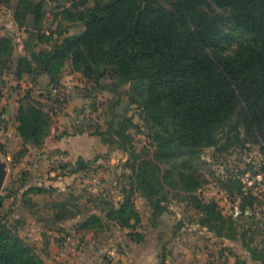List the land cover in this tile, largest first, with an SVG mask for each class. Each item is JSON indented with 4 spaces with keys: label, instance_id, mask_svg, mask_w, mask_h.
I'll list each match as a JSON object with an SVG mask.
<instances>
[{
    "label": "trees",
    "instance_id": "16d2710c",
    "mask_svg": "<svg viewBox=\"0 0 264 264\" xmlns=\"http://www.w3.org/2000/svg\"><path fill=\"white\" fill-rule=\"evenodd\" d=\"M86 1L61 9L65 19L82 25L80 31L35 50L33 44L28 45L33 31L38 42L51 37L40 30L44 1L16 0L15 19L28 37L23 52L13 57L12 38L0 36V93L9 63L17 79L26 74L35 82L45 74L53 85L69 62L87 80L98 82L109 74L128 84L129 103L141 110L160 155L195 158L203 148L220 141L222 147L257 144L264 155V0H93L83 11L73 12L72 8ZM238 36L242 40L236 39L232 46L230 41ZM37 103L28 95L18 99L16 131L23 143L39 145L48 133V114ZM121 131L117 128L110 133L112 141L123 148L115 138ZM88 163L77 158L70 172ZM126 163L136 187L154 203L152 215L160 214L165 210L160 175ZM179 174L190 191L200 183L197 175ZM31 190L42 192L44 188ZM151 193L156 196L153 201ZM194 199L202 212L200 225L216 236L238 239L234 230L227 231L228 227L235 229L233 220L224 226L212 202L200 204ZM1 200L0 195V206ZM103 210L109 221L121 227L133 229L139 221L130 193L118 206ZM241 213L249 214L245 208ZM93 217L78 226H85ZM216 219L221 220L217 228L211 222ZM131 234L139 238L138 233ZM243 237L241 232L239 238ZM0 264L46 263L0 220ZM204 264L216 263L207 260Z\"/></svg>",
    "mask_w": 264,
    "mask_h": 264
},
{
    "label": "rangeland",
    "instance_id": "374dc122",
    "mask_svg": "<svg viewBox=\"0 0 264 264\" xmlns=\"http://www.w3.org/2000/svg\"><path fill=\"white\" fill-rule=\"evenodd\" d=\"M43 1L45 15L40 30L51 37L38 42L33 31L28 45L33 44L35 50L82 28L79 22L65 19L61 12L62 8L80 0ZM92 1L77 4L73 12L83 11ZM15 2H0V36L12 38L13 57L23 52L28 37L25 27L19 26L15 19ZM236 39L242 40L239 36L233 38L232 46ZM51 86L56 87L55 93L49 92ZM127 88V83L109 74L98 82L87 80L72 69L69 62L63 65L53 85L40 78L33 82L26 74L17 79L9 63L0 93V160L7 166L0 189V220L46 264H51L48 260H51L54 245L58 249L61 247V252L74 255L81 247L83 235L80 226L70 217L83 214L90 204L102 211L90 218L99 229L106 228L101 216L107 210L103 209L113 204L118 206L129 193L139 220L140 214L148 221L153 218L154 203L150 204L143 190L136 187L126 163L133 162L135 168H149L160 175L165 211L175 224L183 226L181 232L194 235L200 245L208 242L210 237L206 233L216 234L199 224L202 212L196 209L194 198L200 204L213 203L214 210L219 211L220 219L225 221L224 226H229V220H233L235 229L228 227L227 231L234 230L238 239L226 238L225 244L213 241L208 260L216 264H235L236 261L238 264H264V155L261 147L250 142L222 147L220 141L217 146L203 148L195 158L160 155L141 110L129 103ZM24 95L37 100L38 106L48 114V133L39 145L30 141L23 143L16 131V102ZM117 128H122L115 138L121 140L123 148L111 139L110 132ZM96 132H101L109 141L104 142ZM86 133L101 147L85 168L70 174L74 163L67 159L69 155L65 149L51 146L52 141ZM92 146L95 148L93 143ZM28 163L35 172L27 169ZM180 172L198 176L200 183L195 190L184 187ZM62 174L66 177H59ZM32 187L44 190L32 192ZM155 197L151 195L152 201ZM235 207L239 210L236 216L232 214ZM242 208L249 213L247 216L242 215ZM216 220L211 222L217 228L221 220ZM71 232L76 243L66 244L65 236ZM241 232L243 240L239 238ZM105 252H101L100 262L105 261L102 257Z\"/></svg>",
    "mask_w": 264,
    "mask_h": 264
},
{
    "label": "crops",
    "instance_id": "0c3cea01",
    "mask_svg": "<svg viewBox=\"0 0 264 264\" xmlns=\"http://www.w3.org/2000/svg\"><path fill=\"white\" fill-rule=\"evenodd\" d=\"M39 78L48 82L45 74H41ZM17 106L18 100L16 102ZM51 146L65 149L69 155L67 159L72 163L77 158H82L90 163V160L94 158L92 156L97 152V148L101 147L87 133L68 137V139H54ZM38 163L40 164L42 161H38ZM27 169L30 172H35L32 164L29 165L28 163ZM75 172L69 173L73 174ZM62 176L63 178L66 177L64 174L59 177ZM99 211L90 204L83 214L79 215L77 213L75 217L71 216L70 220L78 225L91 214L93 216L97 213L101 214L102 211ZM101 220L106 224L104 229H99L95 226L96 224L91 222L85 224V226H80L79 230L83 235L82 244L74 255L61 252V247L58 249L54 245L51 260L48 261H51V264H204L209 258L213 241L222 242V244L227 243L226 238L208 232L206 233L210 237L207 240L208 242L200 245L199 241L195 240L194 235L181 232L183 226L178 223L175 224L165 210L153 216L149 221L143 219L140 214V220L134 225L133 229L109 222L103 214ZM132 232L138 233L139 238H132ZM101 252H105V256L102 257L106 259L103 262H100Z\"/></svg>",
    "mask_w": 264,
    "mask_h": 264
},
{
    "label": "built area",
    "instance_id": "2783aa9c",
    "mask_svg": "<svg viewBox=\"0 0 264 264\" xmlns=\"http://www.w3.org/2000/svg\"><path fill=\"white\" fill-rule=\"evenodd\" d=\"M56 91H57V89H56L55 86H51V88H49V92H51V93H53V92L55 93ZM238 213H239V210H238L237 207H235V208L232 210V214H233L234 216H236ZM65 242H66V244H67V243H68V244H74V243H76V240L74 239L72 232L69 233L67 236H65Z\"/></svg>",
    "mask_w": 264,
    "mask_h": 264
},
{
    "label": "water",
    "instance_id": "95a60500",
    "mask_svg": "<svg viewBox=\"0 0 264 264\" xmlns=\"http://www.w3.org/2000/svg\"><path fill=\"white\" fill-rule=\"evenodd\" d=\"M5 175H6V162L4 160H0V189L2 187Z\"/></svg>",
    "mask_w": 264,
    "mask_h": 264
}]
</instances>
